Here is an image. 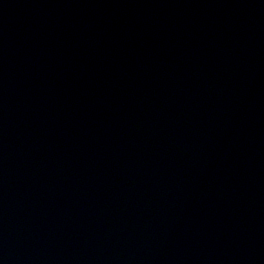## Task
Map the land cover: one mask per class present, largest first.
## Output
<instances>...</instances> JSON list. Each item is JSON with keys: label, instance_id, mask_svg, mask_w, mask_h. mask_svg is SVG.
I'll use <instances>...</instances> for the list:
<instances>
[{"label": "water", "instance_id": "obj_1", "mask_svg": "<svg viewBox=\"0 0 264 264\" xmlns=\"http://www.w3.org/2000/svg\"><path fill=\"white\" fill-rule=\"evenodd\" d=\"M0 264H264V0H0Z\"/></svg>", "mask_w": 264, "mask_h": 264}]
</instances>
